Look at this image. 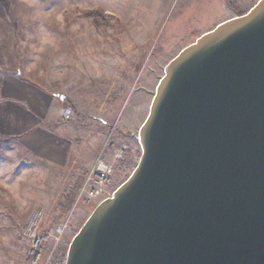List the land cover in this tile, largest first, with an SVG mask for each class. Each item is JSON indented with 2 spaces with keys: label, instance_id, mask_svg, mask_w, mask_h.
I'll list each match as a JSON object with an SVG mask.
<instances>
[{
  "label": "water",
  "instance_id": "95a60500",
  "mask_svg": "<svg viewBox=\"0 0 264 264\" xmlns=\"http://www.w3.org/2000/svg\"><path fill=\"white\" fill-rule=\"evenodd\" d=\"M164 66L136 166L63 264H264V0Z\"/></svg>",
  "mask_w": 264,
  "mask_h": 264
},
{
  "label": "rangeland",
  "instance_id": "374dc122",
  "mask_svg": "<svg viewBox=\"0 0 264 264\" xmlns=\"http://www.w3.org/2000/svg\"><path fill=\"white\" fill-rule=\"evenodd\" d=\"M256 1L8 0L9 14L0 17V75L11 73L59 93L58 106L65 96L70 99L65 134L75 147L69 167L32 161L4 136L9 127L0 110V264L23 261L21 230L35 210L43 211L46 228L69 220L51 264L65 262L72 238L95 207L74 203L94 159L100 155L113 166L112 194L136 166L138 127L164 65ZM96 9L104 15H86ZM58 124L47 119L43 125L64 134L66 125Z\"/></svg>",
  "mask_w": 264,
  "mask_h": 264
},
{
  "label": "crops",
  "instance_id": "0c3cea01",
  "mask_svg": "<svg viewBox=\"0 0 264 264\" xmlns=\"http://www.w3.org/2000/svg\"><path fill=\"white\" fill-rule=\"evenodd\" d=\"M58 94L11 73L0 75V110H3L5 115L2 118L6 119L5 125L9 127L4 136L10 137L30 160L64 168L70 166V155L75 145L73 137L65 134L69 133L70 125L59 118L63 106H72L73 103L65 96L62 106H58L61 96ZM47 119L57 126L58 123L66 125L64 134L44 126Z\"/></svg>",
  "mask_w": 264,
  "mask_h": 264
},
{
  "label": "built area",
  "instance_id": "2783aa9c",
  "mask_svg": "<svg viewBox=\"0 0 264 264\" xmlns=\"http://www.w3.org/2000/svg\"><path fill=\"white\" fill-rule=\"evenodd\" d=\"M70 108L65 107L61 114V121L68 122ZM123 150L117 154L120 158ZM114 176L113 166L96 157L90 165L83 182L78 188L74 203H84L85 206L93 207L100 201L111 196L110 187ZM43 211L35 210L29 216L21 230V237L26 241L27 250L21 264H51L56 256L57 244L61 241L68 226V219L50 228L43 226Z\"/></svg>",
  "mask_w": 264,
  "mask_h": 264
},
{
  "label": "trees",
  "instance_id": "16d2710c",
  "mask_svg": "<svg viewBox=\"0 0 264 264\" xmlns=\"http://www.w3.org/2000/svg\"><path fill=\"white\" fill-rule=\"evenodd\" d=\"M6 14H9L8 0H0V17H4ZM86 15L95 19L98 16L104 15V13L100 9H96V10L87 12ZM12 24H14V22H12Z\"/></svg>",
  "mask_w": 264,
  "mask_h": 264
}]
</instances>
